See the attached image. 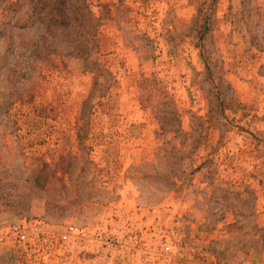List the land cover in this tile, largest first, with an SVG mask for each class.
Segmentation results:
<instances>
[{
	"label": "rangeland",
	"instance_id": "rangeland-1",
	"mask_svg": "<svg viewBox=\"0 0 264 264\" xmlns=\"http://www.w3.org/2000/svg\"><path fill=\"white\" fill-rule=\"evenodd\" d=\"M15 224L0 264H264V0H0Z\"/></svg>",
	"mask_w": 264,
	"mask_h": 264
},
{
	"label": "built area",
	"instance_id": "built-area-1",
	"mask_svg": "<svg viewBox=\"0 0 264 264\" xmlns=\"http://www.w3.org/2000/svg\"><path fill=\"white\" fill-rule=\"evenodd\" d=\"M77 230L75 228L70 227L69 230L61 236L63 241H67L70 239L72 235L76 233ZM33 234L36 235L38 241H44L46 243H50L53 241V236L46 230L44 224L36 225L33 229ZM31 237V233L24 229L20 224H15L11 226L7 233L0 229V243L4 244L8 240H13L17 243L26 244ZM10 238V239H8Z\"/></svg>",
	"mask_w": 264,
	"mask_h": 264
},
{
	"label": "trees",
	"instance_id": "trees-1",
	"mask_svg": "<svg viewBox=\"0 0 264 264\" xmlns=\"http://www.w3.org/2000/svg\"><path fill=\"white\" fill-rule=\"evenodd\" d=\"M73 1V0H72ZM76 2H78L79 3V0H76ZM69 11L68 10H66V14L68 13ZM64 16H65V14H64ZM48 17V16H47ZM58 18H54V17H52V18H50V21H52V22H56V21H58L57 20ZM59 22V21H58Z\"/></svg>",
	"mask_w": 264,
	"mask_h": 264
}]
</instances>
